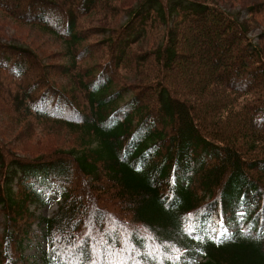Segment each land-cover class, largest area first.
<instances>
[{
    "label": "trees",
    "instance_id": "1",
    "mask_svg": "<svg viewBox=\"0 0 264 264\" xmlns=\"http://www.w3.org/2000/svg\"><path fill=\"white\" fill-rule=\"evenodd\" d=\"M92 1L101 0L83 3ZM34 4L14 0L12 7L80 40L76 20L64 23L55 16L53 21V13H46L51 7L35 14ZM244 8L248 16L240 19L215 0H144L133 8L131 25L140 32L149 23L167 25L151 65L141 63L150 58L140 62L144 89L125 100L124 89L131 87H117L109 72L98 69L93 80L75 74L86 83L83 111L48 83L45 92L29 94L33 114L76 129L80 144L25 157L0 139V217L6 223L0 230V264H25V244L37 232L31 221L37 220L40 237L47 240L40 248L44 264H96L92 239L98 232L113 235L104 232L105 221L120 224L88 191L98 182L111 183L112 194L156 238L138 244H158L169 254L146 256L147 264H189L199 257L200 264H264V153L248 157L243 149L244 144L252 150L264 145L262 19L258 41L249 36L251 21L264 16V0ZM134 38L131 30L115 39L114 50H133L129 40ZM220 52L224 56L217 60ZM25 55L0 45V66L22 76ZM196 62L201 63L196 75L190 70L187 76L176 74ZM71 70L65 66L66 73ZM189 84L207 93L204 104L178 93ZM54 202L55 214L36 215L40 206ZM174 250L177 256L170 255ZM126 255L115 251L110 256Z\"/></svg>",
    "mask_w": 264,
    "mask_h": 264
},
{
    "label": "rangeland",
    "instance_id": "2",
    "mask_svg": "<svg viewBox=\"0 0 264 264\" xmlns=\"http://www.w3.org/2000/svg\"><path fill=\"white\" fill-rule=\"evenodd\" d=\"M46 1L45 4H41L35 0L33 7L35 14L51 7L46 13H53V21L57 19L55 16L62 18L64 23L67 19L76 20L74 30L80 37L79 41L72 40L69 31L63 29L55 31L41 22L45 20L38 17L31 18L27 11H24L23 14L14 12L12 7L14 0H0V45H4L10 50L18 49L25 52L26 55L23 58L27 64L26 72L22 76L15 75L7 68L0 66V139L9 146L12 153L25 157L49 155L60 149L66 150L80 144L78 141L79 132L76 129L62 121L37 116L29 110L30 93L45 92L47 88L44 85L51 84L61 89L63 94L79 104L83 111L82 107L87 106L88 103L86 83L78 81L75 74H81L85 80H93L98 69H103L111 74L117 87L130 86L134 89L131 92L129 91L131 88L124 89V99L126 100L136 91L144 89L143 79L146 76H144L145 72L142 71L141 66L147 62L151 65L153 52L164 43L167 30V25L159 21L149 23L147 30L143 32L136 30L131 25L133 20H130L129 17L133 8L141 5L144 0H101L99 3L92 1L89 5L83 3V0ZM215 1L243 19L248 16L247 10L244 8L246 4L255 3L258 0ZM261 19L264 22L263 15L255 18L257 21H251L249 36L254 41H258V34L262 29L257 26V22ZM136 23L140 25L139 21ZM139 28L142 30L143 25H140ZM131 30L136 33V38L129 40L133 50L115 51V39L125 37ZM69 49L71 55H68ZM8 52L11 53V51ZM141 53H146V57L141 58L139 55ZM129 55L133 59H130ZM223 56L224 53L220 52L217 60H221ZM195 57L201 58L199 59L201 61L208 59L207 56L202 55ZM147 58L150 59L143 61ZM199 62L193 63L189 68L177 70L176 74L187 76L188 70L195 74L200 68L201 63ZM65 66L72 70L66 73ZM26 93L28 97H26ZM178 93L182 97L185 96L193 102L202 104L209 98L207 93L193 88V84L179 88ZM210 96L212 99L215 98V95ZM200 126L202 127V125ZM202 129L206 132L203 127ZM243 149L246 150L245 155L248 157L264 153V145L252 150L250 145L244 144ZM260 181L264 185V181ZM93 184L92 189L88 191L94 201L120 222L119 226H116L112 222L105 221L102 226L104 232H111L113 235L106 236V234L98 232L99 236L92 239L96 264L104 259L106 262L99 264H147L146 256L169 255L162 253L161 246L158 244L139 245V241H147V238L150 237H152L151 240L156 241V238L149 235L145 227L135 221L130 215V211L123 207L120 203L121 199L112 194L114 187L111 183ZM13 187L15 190L17 184L14 183ZM30 207L34 208V204H31ZM40 207L36 215L50 216L56 213L58 203L53 206ZM31 223L37 232L33 233L25 244L26 258L24 256V262L25 264H42L44 262L40 258V248L41 246L47 247V245L40 244H45L47 240L41 239L39 234L42 224L38 220L31 221ZM5 226L4 216L1 215L0 230L2 231ZM115 251H125L127 255L124 257L110 256ZM176 252L177 250H174L170 255L177 256ZM202 259L199 257L198 261L193 260L189 264H200Z\"/></svg>",
    "mask_w": 264,
    "mask_h": 264
}]
</instances>
